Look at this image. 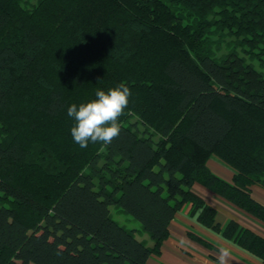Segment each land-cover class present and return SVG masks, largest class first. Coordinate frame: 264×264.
<instances>
[{"label": "trees", "instance_id": "obj_1", "mask_svg": "<svg viewBox=\"0 0 264 264\" xmlns=\"http://www.w3.org/2000/svg\"><path fill=\"white\" fill-rule=\"evenodd\" d=\"M121 82L120 135L81 148L67 108ZM195 182L264 219V0H0V264H146L185 204L219 229Z\"/></svg>", "mask_w": 264, "mask_h": 264}, {"label": "crops", "instance_id": "obj_2", "mask_svg": "<svg viewBox=\"0 0 264 264\" xmlns=\"http://www.w3.org/2000/svg\"><path fill=\"white\" fill-rule=\"evenodd\" d=\"M206 166L222 179L232 181L234 169L217 156L211 155ZM191 188L215 209L214 224L219 229L216 231L202 225L195 215L190 214L191 205L185 204L171 219L168 236L160 244L159 252L150 254L146 264H217L218 249L222 246L231 252L228 264H264L262 259L238 245L233 238L222 235L226 225L234 221L240 228H247L264 237V219L248 213L200 183H193ZM249 193L254 200L264 205V186L253 183L249 186ZM131 228L137 227L132 225ZM180 238L185 240L182 247L179 245ZM151 244L150 240L148 245Z\"/></svg>", "mask_w": 264, "mask_h": 264}, {"label": "clouds", "instance_id": "obj_3", "mask_svg": "<svg viewBox=\"0 0 264 264\" xmlns=\"http://www.w3.org/2000/svg\"><path fill=\"white\" fill-rule=\"evenodd\" d=\"M131 96L130 88L121 82L107 91L97 89L95 99L81 103H73L67 108L68 117L74 120L71 136L81 148H87L89 142L110 144L120 135V117L125 114ZM185 244L183 238L179 245ZM231 252L227 247L218 249L217 264H228Z\"/></svg>", "mask_w": 264, "mask_h": 264}, {"label": "rangeland", "instance_id": "obj_4", "mask_svg": "<svg viewBox=\"0 0 264 264\" xmlns=\"http://www.w3.org/2000/svg\"><path fill=\"white\" fill-rule=\"evenodd\" d=\"M31 1L33 2L34 0H31ZM136 118H138V117L135 116V115H133V119L132 120H135ZM138 128H139V130L142 129V127H140V125L138 126ZM100 164H101V161L98 162V166ZM110 215H111V217L113 219L117 220L119 223L124 224L126 227H131L132 225H135L136 227H139V222L136 219H134L128 213H122L121 214V213L116 212V208H115L114 205H111L110 206ZM136 237L141 238V236L138 235V234H136ZM142 238L145 239V241L147 242V244H150V240L151 239H150L149 235L146 232L143 234Z\"/></svg>", "mask_w": 264, "mask_h": 264}]
</instances>
